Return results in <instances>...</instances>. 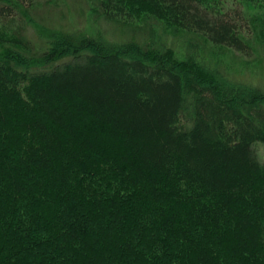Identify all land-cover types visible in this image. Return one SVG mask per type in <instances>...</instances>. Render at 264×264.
<instances>
[{"label": "trees", "instance_id": "trees-1", "mask_svg": "<svg viewBox=\"0 0 264 264\" xmlns=\"http://www.w3.org/2000/svg\"><path fill=\"white\" fill-rule=\"evenodd\" d=\"M39 1L0 0V264H264V85L203 53L264 49V0H98L121 43Z\"/></svg>", "mask_w": 264, "mask_h": 264}, {"label": "rangeland", "instance_id": "rangeland-1", "mask_svg": "<svg viewBox=\"0 0 264 264\" xmlns=\"http://www.w3.org/2000/svg\"><path fill=\"white\" fill-rule=\"evenodd\" d=\"M97 1L40 0L36 11L30 14L36 21V27L30 26L29 30L39 35L43 28V32H46L47 29L56 30L95 36V38L110 41L145 38L148 19H143L141 13L131 22L106 19L99 11ZM250 11L252 15L262 12L261 8L259 9L256 5L250 8ZM152 30L155 31L154 35L156 34V36L161 32L158 27H152ZM167 36L166 43L177 52H182L185 37L177 33L172 35L171 32H167ZM207 51L202 52L205 54V58L213 64L216 62L219 67L226 68L231 73L245 75L252 81L264 85V49L255 47V53L252 57H244L239 53L220 47L209 48ZM255 150L260 162L264 165V144H257Z\"/></svg>", "mask_w": 264, "mask_h": 264}, {"label": "bare ground", "instance_id": "bare-ground-1", "mask_svg": "<svg viewBox=\"0 0 264 264\" xmlns=\"http://www.w3.org/2000/svg\"><path fill=\"white\" fill-rule=\"evenodd\" d=\"M89 10H90V9H89ZM150 33H151V31H150ZM154 33H155V31H154ZM152 34H153V33H152ZM152 34H151V35H152ZM150 37H151V36H150ZM109 42H110V41H109ZM119 42H120V41H119ZM110 43H112V42H110ZM120 43H121V42H120Z\"/></svg>", "mask_w": 264, "mask_h": 264}]
</instances>
